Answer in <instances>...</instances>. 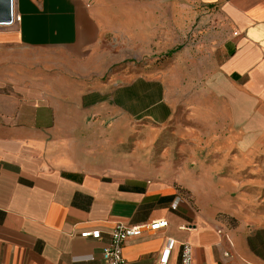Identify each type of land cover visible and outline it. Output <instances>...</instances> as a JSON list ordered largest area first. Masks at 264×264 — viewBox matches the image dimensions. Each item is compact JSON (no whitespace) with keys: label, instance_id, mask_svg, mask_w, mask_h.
<instances>
[{"label":"crops","instance_id":"1","mask_svg":"<svg viewBox=\"0 0 264 264\" xmlns=\"http://www.w3.org/2000/svg\"><path fill=\"white\" fill-rule=\"evenodd\" d=\"M10 2L11 22L0 24V264H102L116 223L158 219L167 226L124 242L127 264H156L167 238L190 244L192 264H264V0ZM130 20L152 32L176 22L189 40L165 75L103 80L100 35ZM180 112L182 159L169 143L165 172L111 154L127 124Z\"/></svg>","mask_w":264,"mask_h":264},{"label":"rangeland","instance_id":"2","mask_svg":"<svg viewBox=\"0 0 264 264\" xmlns=\"http://www.w3.org/2000/svg\"><path fill=\"white\" fill-rule=\"evenodd\" d=\"M139 26L140 23L134 20L111 22L110 31L100 35L97 55L103 63L108 64L103 80L109 79L112 83L128 82L142 74L165 75L174 51L180 50L189 40L188 37L182 36V31H178L176 22L173 23L175 31H167L166 22H159L158 32H152L146 27L138 29ZM126 126V139L120 142L112 140L110 152L120 157L126 165H130L131 170L146 167L157 170L163 168L165 172L169 143L174 150L175 161H181L183 146L181 112L175 120L164 125L135 121ZM115 146L118 148H114ZM136 161H139V164L135 167ZM229 200L233 204L239 201L246 203V199ZM243 206L245 208V205ZM228 223H231V220Z\"/></svg>","mask_w":264,"mask_h":264},{"label":"built area","instance_id":"3","mask_svg":"<svg viewBox=\"0 0 264 264\" xmlns=\"http://www.w3.org/2000/svg\"><path fill=\"white\" fill-rule=\"evenodd\" d=\"M167 226V221L158 219L145 222L139 225H126L116 223L111 229L108 244L102 249V264H127L123 257V245L128 238L137 237L145 232L159 231ZM84 237L91 236L99 238V232L83 233ZM176 245H179V263L192 264L191 246L188 242H177L173 238H167L164 247L158 257L156 264H169L172 252Z\"/></svg>","mask_w":264,"mask_h":264},{"label":"water","instance_id":"4","mask_svg":"<svg viewBox=\"0 0 264 264\" xmlns=\"http://www.w3.org/2000/svg\"><path fill=\"white\" fill-rule=\"evenodd\" d=\"M12 6L10 0H0V24L10 23Z\"/></svg>","mask_w":264,"mask_h":264}]
</instances>
